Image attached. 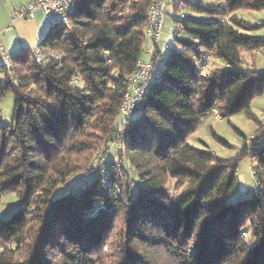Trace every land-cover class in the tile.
<instances>
[{"label":"trees","instance_id":"obj_1","mask_svg":"<svg viewBox=\"0 0 264 264\" xmlns=\"http://www.w3.org/2000/svg\"><path fill=\"white\" fill-rule=\"evenodd\" d=\"M150 2L75 0L71 27L42 40L58 59L38 63L25 49L10 68L0 64V98L15 97L12 121L0 115V209L6 196L20 201L0 211V264H97L119 219V264H159L161 253L172 264H264V125L232 158L190 142L214 110L255 117L264 71L244 67L242 54L264 50V36L252 33L264 20L253 27L237 12L264 10V0L175 7L190 13L183 37L117 124ZM209 57L223 67L203 74ZM118 138L120 164L94 165ZM245 157L261 190L232 200ZM59 185L68 188L54 197Z\"/></svg>","mask_w":264,"mask_h":264},{"label":"rangeland","instance_id":"obj_2","mask_svg":"<svg viewBox=\"0 0 264 264\" xmlns=\"http://www.w3.org/2000/svg\"><path fill=\"white\" fill-rule=\"evenodd\" d=\"M187 11V9L183 10V12ZM237 15L240 18L248 21L253 27L264 20V10L241 9L237 12ZM176 28L177 22L174 20L171 14H168L164 22L161 40L158 43V50L160 51L158 61L162 65L169 57L165 50V46L175 37ZM252 33L255 36H264V28H255ZM175 47L177 48L176 41ZM242 57L244 60V67H249L257 71H264V50L244 52ZM222 64L224 63L221 60L209 57L208 61H206L205 65L202 67V73L206 74L216 67H221ZM14 104L15 97L12 92L7 93L4 97L0 98V115L4 122L9 123L12 121ZM252 113L255 116L254 118H251L242 112L229 118H221L220 120L215 119L214 111L207 113L202 119L197 131L192 135V144L202 149L209 150L220 157H235L244 147L245 137L247 139L253 137L259 129L260 124L264 125V94L256 97L253 100ZM135 116L136 115H132V117ZM124 119L125 115L121 113L116 121L117 124H121ZM220 139L226 140L229 146H225L220 141ZM247 139L246 143L248 141ZM102 148L106 149V146L104 145ZM116 151V148L109 149L108 147V153H106V155H103L100 152L97 153L98 158H95L96 161L94 165L102 168L104 167L103 163L106 162V159L110 158H113V161H116L118 164H120V156L118 155V151ZM253 162L254 160H252L250 157H245L240 161L238 167V182L233 193L231 194L232 200H236L240 196L248 195L249 192L257 187V182L253 174ZM67 188V186L59 185L56 189L54 197L60 196L61 193ZM19 204L20 201L15 195L6 196L3 198L0 211L2 215H5L11 208L18 206ZM123 225V220L119 219L117 221L116 231L111 236V239L106 242V246L103 247L99 252L98 259L96 260L97 264L120 263V246H118L119 244H116V241H118V238L120 237L119 232L122 231ZM152 258L156 259L158 257ZM157 260L159 261V264H172L171 260L162 253Z\"/></svg>","mask_w":264,"mask_h":264},{"label":"built area","instance_id":"obj_3","mask_svg":"<svg viewBox=\"0 0 264 264\" xmlns=\"http://www.w3.org/2000/svg\"><path fill=\"white\" fill-rule=\"evenodd\" d=\"M75 0H33L27 4L21 5L19 8L11 12L12 23L19 20L27 19L32 16L37 10H41L49 22L50 30L54 31L57 28H70L72 24V15L74 13ZM185 0H151L148 8V24L145 29V51L144 55L138 59L132 74L129 77V89L125 93L120 111L125 116H130L136 106L142 101L145 94L151 87L154 81L161 77L160 63H155V55L158 51V43L161 40L164 22L166 16L171 14L177 22L175 37L165 46L167 54H170L175 49L176 38L183 37L184 26L182 20L190 16L189 11H175V7L182 5ZM0 49L3 47L0 43ZM31 53L36 62L41 63L44 56H51L58 59V55L50 48L40 45L31 49ZM3 64L8 68L11 67V60L8 56L4 57ZM216 118L220 115L217 110H214ZM117 151L122 147V139L118 138L115 142ZM254 174V171H253ZM108 175V174H106ZM256 180V176L254 174ZM261 190L258 185L253 189L252 193L257 194Z\"/></svg>","mask_w":264,"mask_h":264},{"label":"crops","instance_id":"obj_4","mask_svg":"<svg viewBox=\"0 0 264 264\" xmlns=\"http://www.w3.org/2000/svg\"><path fill=\"white\" fill-rule=\"evenodd\" d=\"M31 1L33 0H0V43L3 47L2 51L0 49V64L5 56L11 58L16 53L40 45L51 31L49 22L41 10H37L27 19L12 23L11 12ZM215 119L220 120L221 117Z\"/></svg>","mask_w":264,"mask_h":264}]
</instances>
